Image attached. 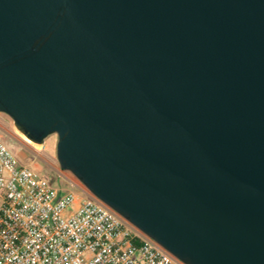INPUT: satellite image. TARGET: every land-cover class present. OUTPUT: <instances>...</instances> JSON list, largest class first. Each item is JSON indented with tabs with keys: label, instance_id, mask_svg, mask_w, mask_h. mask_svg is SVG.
<instances>
[{
	"label": "water",
	"instance_id": "water-1",
	"mask_svg": "<svg viewBox=\"0 0 264 264\" xmlns=\"http://www.w3.org/2000/svg\"><path fill=\"white\" fill-rule=\"evenodd\" d=\"M0 113L182 264H264V0H0Z\"/></svg>",
	"mask_w": 264,
	"mask_h": 264
},
{
	"label": "built area",
	"instance_id": "built-area-1",
	"mask_svg": "<svg viewBox=\"0 0 264 264\" xmlns=\"http://www.w3.org/2000/svg\"><path fill=\"white\" fill-rule=\"evenodd\" d=\"M0 264H182L81 185L51 182L0 138Z\"/></svg>",
	"mask_w": 264,
	"mask_h": 264
},
{
	"label": "rangeland",
	"instance_id": "rangeland-1",
	"mask_svg": "<svg viewBox=\"0 0 264 264\" xmlns=\"http://www.w3.org/2000/svg\"><path fill=\"white\" fill-rule=\"evenodd\" d=\"M0 138L22 164L43 174L51 182L64 188L81 185L73 174L60 167L56 153L57 135L48 136L43 145L34 144L17 130L8 115L0 113Z\"/></svg>",
	"mask_w": 264,
	"mask_h": 264
},
{
	"label": "bare ground",
	"instance_id": "bare-ground-1",
	"mask_svg": "<svg viewBox=\"0 0 264 264\" xmlns=\"http://www.w3.org/2000/svg\"><path fill=\"white\" fill-rule=\"evenodd\" d=\"M24 136V135H23ZM25 137V136H24ZM26 138V137H25ZM29 142H31L28 138H26Z\"/></svg>",
	"mask_w": 264,
	"mask_h": 264
}]
</instances>
